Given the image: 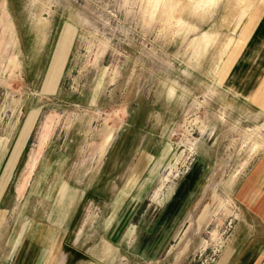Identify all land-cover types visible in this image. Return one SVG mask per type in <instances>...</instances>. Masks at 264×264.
Returning <instances> with one entry per match:
<instances>
[{"label": "rangeland", "instance_id": "obj_1", "mask_svg": "<svg viewBox=\"0 0 264 264\" xmlns=\"http://www.w3.org/2000/svg\"><path fill=\"white\" fill-rule=\"evenodd\" d=\"M263 16L264 0H0V158L20 144L4 199L31 226L61 210L62 234H85L70 264L225 262L264 112L220 75Z\"/></svg>", "mask_w": 264, "mask_h": 264}, {"label": "crops", "instance_id": "obj_2", "mask_svg": "<svg viewBox=\"0 0 264 264\" xmlns=\"http://www.w3.org/2000/svg\"><path fill=\"white\" fill-rule=\"evenodd\" d=\"M196 7L215 8L216 5ZM255 21L256 18L252 17L249 25L243 30L234 47L235 51L246 36L247 38L234 59L232 60L233 56H231L226 62L220 76L222 77L225 73L223 83L229 92L244 98L252 107L264 112V16ZM251 24H254L253 27ZM213 41L214 37L205 32L195 40V44L197 48H203ZM13 151L15 149L11 150L7 156L0 158V264H70L66 258L68 251L87 255L84 246L79 248L85 235L81 234L80 229L75 230V234H62L61 210L58 212L57 219L52 223L50 219H37L36 224L31 226L33 220L24 217L20 210V207L24 206V200H19L16 196V199L13 198L9 203L4 199L14 170ZM244 177L238 187L237 195V204L241 213L239 222L245 224L246 227L244 242L240 245L237 241L238 234H234L236 235L235 241L222 250L225 262L216 264H262L264 256V150L248 166ZM65 201L59 199V207H62L63 203L64 207L71 208L72 200L66 203ZM122 217H119L120 221L116 223L118 228L125 221ZM16 223L20 225V229L15 233ZM120 235L107 234V237L116 239ZM151 235L149 237H152ZM139 243L142 245V242ZM64 244L69 250L63 248Z\"/></svg>", "mask_w": 264, "mask_h": 264}, {"label": "bare ground", "instance_id": "obj_3", "mask_svg": "<svg viewBox=\"0 0 264 264\" xmlns=\"http://www.w3.org/2000/svg\"><path fill=\"white\" fill-rule=\"evenodd\" d=\"M33 114V113H32ZM31 114V115H32ZM32 117V116H31ZM31 131V130H30ZM21 137H22V135H21ZM26 137V136H25ZM19 149H20V144L19 145H17V147L15 148V151H14V154H13V156H12V161H15L16 160V158H17V155H18V152H19ZM8 176V175H7Z\"/></svg>", "mask_w": 264, "mask_h": 264}]
</instances>
